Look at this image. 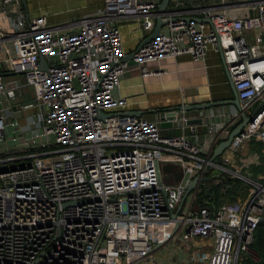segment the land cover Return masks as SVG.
Returning a JSON list of instances; mask_svg holds the SVG:
<instances>
[{
	"label": "built area",
	"instance_id": "2783aa9c",
	"mask_svg": "<svg viewBox=\"0 0 264 264\" xmlns=\"http://www.w3.org/2000/svg\"><path fill=\"white\" fill-rule=\"evenodd\" d=\"M161 1L100 0L95 11L51 22L49 12L30 16L22 0H0V264H138L177 224L173 238L214 239L207 264L253 255L264 175L245 173L237 158L253 139L264 156V0H219V9L200 0L194 12L202 18L188 15L190 0H170L158 35L132 53L142 77L163 74L153 66L163 59L221 55L241 110L209 109L200 125L183 113L174 136L161 134L159 117L129 114L121 85L129 61L117 23L136 20L150 34ZM242 111L251 120L213 158ZM246 157L244 167L259 166ZM223 176L245 183L244 201L197 206L198 191ZM195 177L208 180L174 216Z\"/></svg>",
	"mask_w": 264,
	"mask_h": 264
},
{
	"label": "crops",
	"instance_id": "0c3cea01",
	"mask_svg": "<svg viewBox=\"0 0 264 264\" xmlns=\"http://www.w3.org/2000/svg\"><path fill=\"white\" fill-rule=\"evenodd\" d=\"M29 1L32 3L31 9L27 8L26 10L30 16H37L48 12L49 7H47V9H41L33 4V0ZM52 1L62 5L67 2V0ZM79 1L81 3L79 5L76 4V6H73L70 1H68L67 5L70 8L65 9V11L63 8L57 10L58 12L51 11L50 21L59 22L58 20H60V22H63L77 18L87 12V10L89 11L91 5H93L96 0ZM98 2L100 5V0H98ZM200 3V0L185 2L184 8L189 10V16L193 18H202L201 15L196 14L198 12H194V9L197 8ZM205 3L209 7H216L215 9L221 7L219 0H205ZM53 5L55 6L54 3ZM93 7L94 6H92V8ZM52 13H55L57 17L52 15ZM239 14L243 15L245 12L240 11ZM60 17H65L66 19H59ZM117 26L123 33L124 49L126 51V58L129 61L128 69L121 79L122 93L130 101L129 111L142 112V116L155 120L158 118V115L155 114L154 111L158 109L230 99L233 96L222 57L214 49H209L203 60H194L189 55H179L175 58L163 59L159 63L153 64V66L158 65L161 67L164 70L163 74L142 77L139 69L130 57L149 36V33L140 30L136 20H123L118 22ZM27 93L29 94L28 91ZM233 109L234 106L227 105L224 107L212 108V111L208 113L214 111L219 114L221 111L228 112ZM186 115L190 117L199 116L197 111H188ZM21 119L24 122V119ZM199 131L205 132L206 129L200 126ZM180 132L177 123L173 127L161 129V134L166 136L178 135ZM192 242V246L196 245L195 241ZM160 248H158L155 253L158 252ZM181 250L179 253L180 255L183 253L187 254L189 248L187 247L184 252ZM154 255L151 259L155 258ZM144 261L145 263L147 262V260Z\"/></svg>",
	"mask_w": 264,
	"mask_h": 264
},
{
	"label": "rangeland",
	"instance_id": "374dc122",
	"mask_svg": "<svg viewBox=\"0 0 264 264\" xmlns=\"http://www.w3.org/2000/svg\"><path fill=\"white\" fill-rule=\"evenodd\" d=\"M33 1H34L33 4L36 5L37 7L41 8V9H43V8L47 9V7H49V9H48L49 13L51 11L52 12H58L57 10H60L61 8H63L64 11H65V9L70 8L67 5L68 1H70V3L73 6H76V4L79 5L81 3L79 0H67V2L63 3L64 5L56 3V2H54L52 0H33ZM97 2H98V0L94 1V4L91 5V8H92V6H94V7L92 9L90 8L89 11L87 10L86 13L95 11L99 7V2L98 3ZM53 3L55 4V6L53 5ZM31 4L32 3H30V1L27 0V8L28 9H31ZM52 15L56 16L55 13H52ZM61 18L62 19H66L65 17H60L59 19H61ZM58 21H60V20H58ZM245 34H247L250 37L252 32L251 31H246ZM251 38H254V37L251 36ZM248 40H249L248 42L250 43V39H248ZM260 41H264V35L261 37ZM19 76H20V78L23 81H26L24 75H19ZM26 90L29 92V96L26 99L30 100L32 98L33 94H34L33 88L32 87H27ZM20 122L22 123L23 120L21 119ZM213 137H214V135L211 134V138H213ZM252 143H257L258 144V146H255L254 150L251 149L250 146H249ZM243 149H244V152H242L239 155V157L237 158L238 167H240V169L242 171H245V173H247V172H249V173H252V172L257 173V172L263 170L258 175H264V168L262 166V164L264 165V161H263L264 160V156L262 154V150H263L262 143L260 141H258L257 139H253V141L249 142L246 147H243ZM207 151H208V148L205 147L204 153H207ZM254 153L256 155H254ZM245 154H247L246 159L249 158L248 160H252L251 158L260 159L259 166L253 164L250 167L249 166H245L244 167L242 161L244 159V155ZM254 175H257V174H254ZM238 180L241 182L242 186L247 190L246 194H244V195L247 196L249 188L246 187L244 185V183L240 179H238ZM207 191H208V189H207ZM246 196H244V197L239 196L237 198V200H234V201L227 200L225 203H229V204L237 203V204H239V203L244 201ZM194 208H196V205H195ZM195 242H196V245L192 246V243H193L192 241H188V242L183 241L181 239L180 235L178 234L173 239L168 241L164 246H162L158 252L155 253V255H154L155 258H153V259L149 258L146 263H145V261H143V262H141L139 264H207L208 263V256L214 251V248H215L214 239L213 238L198 239ZM187 247H190L188 253L187 254L183 253L185 251V249H187ZM180 250L183 251L182 252L183 254H181V255L179 254ZM245 255H247L246 252L243 253V257Z\"/></svg>",
	"mask_w": 264,
	"mask_h": 264
},
{
	"label": "water",
	"instance_id": "95a60500",
	"mask_svg": "<svg viewBox=\"0 0 264 264\" xmlns=\"http://www.w3.org/2000/svg\"><path fill=\"white\" fill-rule=\"evenodd\" d=\"M22 3L24 5L25 9H27V0H22ZM169 3H170V0H162L161 3L158 5V9H157L158 15L156 18V25H155L153 31L142 42V44L140 46H142L144 43H147L148 41H150L151 39H153L154 37H156L158 35L162 25L165 23V21L163 20L161 15L167 10ZM196 20H199V21L203 20V21L209 22L208 18L196 19ZM130 58H132V55ZM126 60H127V58H126ZM40 62H41V65L43 68L47 67V62H46V59L44 56L40 57ZM224 68L227 72L229 85H230L231 91L233 93V96L230 99H221V100H214V101H209V102H205V103H198V104H194V105H189V104L186 105L185 104V105H178V106H174V107H167V108H163V109H158V110L154 111V113L157 114L159 117L160 127L161 128L173 127L176 124L177 119L183 113H186L188 111H197L199 116L196 118L189 119L187 121V123L190 125H197V124L200 125L203 123V119L205 117V114H206L207 110H209V109L224 107L227 105H232V106L236 107L237 109L241 110V103H240V100L238 97L237 90L235 89V85H234L233 81L231 80V77H230L228 70H227L225 65H224ZM129 114L135 115V116H142L143 115L142 112H136V111H131V112H129ZM103 116H104V114L102 113L101 117H103ZM250 120H251L250 116L242 111L241 122L233 129V131L230 133V135L225 140L221 141L218 144V146L214 150L213 158L220 156L223 153V151L227 147H229V145L231 144L234 137L236 135H238L243 130V128L246 126V124ZM170 167H171L170 165H164V167H163L164 172H167ZM181 178H182V173L180 172V174L176 180H180ZM165 179H167V177H165ZM199 179L202 181L208 180L205 177H195L194 179H192L189 182L187 192L185 193L183 200L181 202V205L179 206V208H178V210L174 216H177L180 213V210L182 208L184 201L186 200V198L188 197L190 192L197 186ZM179 227H180V224H177L175 229L173 230V232L171 234L170 239L173 238V236L176 234ZM166 243H167V241L164 243L157 244L155 248L156 249L160 248V247L164 246Z\"/></svg>",
	"mask_w": 264,
	"mask_h": 264
},
{
	"label": "trees",
	"instance_id": "16d2710c",
	"mask_svg": "<svg viewBox=\"0 0 264 264\" xmlns=\"http://www.w3.org/2000/svg\"><path fill=\"white\" fill-rule=\"evenodd\" d=\"M249 146L254 150L255 146H258V144L252 143ZM246 192L247 190L238 179L223 176L214 180L208 191H206L205 187L199 190L196 195L195 203L197 206L220 205L227 200L234 201L237 200L239 196L244 197L246 196L244 195ZM251 250L253 251V255H245L242 264H264V222L258 224L254 231V240L251 245Z\"/></svg>",
	"mask_w": 264,
	"mask_h": 264
}]
</instances>
